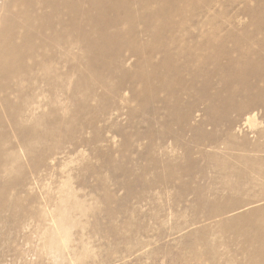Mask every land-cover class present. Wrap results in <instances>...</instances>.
Returning <instances> with one entry per match:
<instances>
[{"label":"rangeland","instance_id":"rangeland-1","mask_svg":"<svg viewBox=\"0 0 264 264\" xmlns=\"http://www.w3.org/2000/svg\"><path fill=\"white\" fill-rule=\"evenodd\" d=\"M14 1L0 264H264V0Z\"/></svg>","mask_w":264,"mask_h":264},{"label":"bare ground","instance_id":"bare-ground-1","mask_svg":"<svg viewBox=\"0 0 264 264\" xmlns=\"http://www.w3.org/2000/svg\"><path fill=\"white\" fill-rule=\"evenodd\" d=\"M11 1V0H10ZM17 1V0H16ZM16 1H14V2H16ZM164 1L165 0H155V3H157V4H164ZM172 1H174V0H172ZM4 3L7 5L8 4V0H4ZM147 4V3H146ZM50 5V4H49ZM60 5V4H59ZM53 7V6H52ZM8 8V7H7ZM48 13V12H47ZM170 14V13H169ZM173 14V13H172ZM172 14H171V16H172ZM48 15V14H47ZM165 16V15H164ZM167 16V15H166ZM169 16V15H168ZM171 16H169L168 18H171ZM164 19V18H163ZM165 20V19H164ZM1 21H4L3 19L1 20ZM6 22V21H5ZM39 22V21H38ZM44 24V23H43ZM7 34V33H6ZM1 36H3V35H1ZM8 37V36H7ZM7 37H6V39H7ZM10 38H11V36H10ZM5 41V40H4ZM9 41V40H8ZM1 43H3V42H1ZM9 46H4V45H1L0 44V60H1V56H4V53H3V51H7V50H13V49H17V47H16V45H15V43L14 42H12L11 44H8ZM17 46H19V45H17ZM16 47V48H15ZM245 53V52H244ZM19 54V53H18ZM16 58V57H15ZM5 63V62H4ZM10 63V62H9ZM222 63V62H221ZM220 63V64H221ZM234 63V62H233ZM232 63V64H233ZM237 63H241V62H237ZM245 63V62H244ZM40 64V63H39ZM232 64H231V66H232ZM241 64H243V63H241ZM240 64V65H241ZM193 65V64H192ZM238 65V64H237ZM230 66V67H231ZM242 66V65H241ZM25 67V66H24ZM233 68H234V66H232ZM25 72V71H24ZM23 78V77H22ZM26 79V78H25ZM3 81V80H2ZM8 83V82H7ZM12 83V82H11ZM15 84V83H14ZM11 87V86H10ZM258 108V107H257ZM254 113V112H253ZM251 114V113H250ZM252 115L254 116V114H251V116L250 117H247V118H251L252 117ZM63 229L61 228V224L59 225V227L58 228H56L55 229V231H61V232H63L62 231Z\"/></svg>","mask_w":264,"mask_h":264}]
</instances>
